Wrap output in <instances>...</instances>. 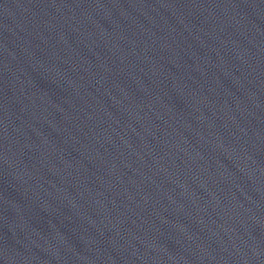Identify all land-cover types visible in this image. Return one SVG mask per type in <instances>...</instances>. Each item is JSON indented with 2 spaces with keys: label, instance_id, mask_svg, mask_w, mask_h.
I'll use <instances>...</instances> for the list:
<instances>
[{
  "label": "water",
  "instance_id": "1",
  "mask_svg": "<svg viewBox=\"0 0 264 264\" xmlns=\"http://www.w3.org/2000/svg\"><path fill=\"white\" fill-rule=\"evenodd\" d=\"M0 264H264V0H0Z\"/></svg>",
  "mask_w": 264,
  "mask_h": 264
}]
</instances>
